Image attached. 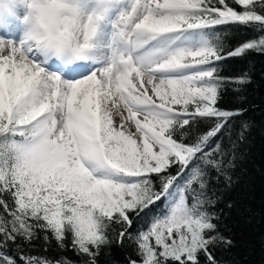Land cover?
Listing matches in <instances>:
<instances>
[{
    "label": "snow or ice",
    "instance_id": "obj_1",
    "mask_svg": "<svg viewBox=\"0 0 264 264\" xmlns=\"http://www.w3.org/2000/svg\"><path fill=\"white\" fill-rule=\"evenodd\" d=\"M250 52L264 0H0V264H224Z\"/></svg>",
    "mask_w": 264,
    "mask_h": 264
},
{
    "label": "trees",
    "instance_id": "obj_2",
    "mask_svg": "<svg viewBox=\"0 0 264 264\" xmlns=\"http://www.w3.org/2000/svg\"><path fill=\"white\" fill-rule=\"evenodd\" d=\"M228 30L231 43L257 35L250 30L246 35H234ZM251 70L253 83L248 86L246 100L234 98L232 92L224 97L225 107H235L240 103L247 109L241 118L250 124L248 143L237 175L240 182L230 193L237 207L227 215L226 223L235 233L237 247L220 253L224 264H264V54L250 52L245 59L230 61V71L238 73ZM241 120L235 122L238 127ZM72 256L71 252L67 253ZM112 257L123 260L124 254L116 248ZM112 257H102V264H110Z\"/></svg>",
    "mask_w": 264,
    "mask_h": 264
}]
</instances>
